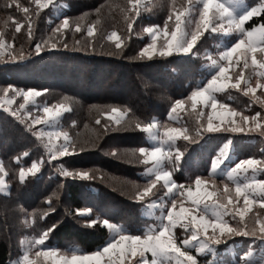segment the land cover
<instances>
[{"label": "snow or ice", "instance_id": "6c2138e0", "mask_svg": "<svg viewBox=\"0 0 264 264\" xmlns=\"http://www.w3.org/2000/svg\"><path fill=\"white\" fill-rule=\"evenodd\" d=\"M50 5L56 7L53 0H29L27 4L21 0H7L5 7L11 11L0 19V24L4 29L14 28V32L10 42L5 31L0 30V57L7 55L9 59H22L48 49L68 50L70 46L77 51L96 52L98 37L102 50L105 44L109 46L106 55H126L125 50L134 33L133 25L149 7L144 0H126L124 5L101 4L94 9L95 19L89 20L88 14L77 17L64 15L47 35L37 38L34 18H38L42 10ZM105 7L109 11L119 9L125 25L123 31L113 25L110 31L101 32V15ZM168 8L163 26L152 24L143 28L150 42L131 59L152 58L157 54L199 55L197 45L202 42V37L207 39L205 33L209 36L216 34L213 38L224 43L217 45L214 54L205 52L207 78L197 83L187 97L172 102L167 116L179 127L168 122L161 124L155 118L144 123L132 122L135 128L147 134L149 142L148 146L128 150L132 157L130 163L144 165L145 182L134 186L133 199H151L156 195L159 184L166 192L158 200L151 199L148 205L149 209H158L159 214L149 211L148 215L154 216V222L137 229L135 233L108 219L100 221L99 216L89 218L86 221L89 226L100 221L111 235L95 250L83 254L77 250L61 251L59 247L46 244L49 234L56 228V224H52L38 235L21 241L23 255L13 264H40L39 257H43L44 261L50 260L51 264H201L198 255L211 257L203 264H264V249H260L257 255V250L249 247L243 255L234 253L231 260H227L218 248L224 244V252H228L227 241L235 236L250 237L253 243L259 241V245L264 246V212L256 210L257 206L264 209V178H260L264 174V156H249L234 164H226L235 152L229 135L212 157L207 177L196 175L187 184L177 183L173 178L184 156L176 143L181 138L195 143L196 138L204 133H258L264 137V0L255 6H250L247 0H188L179 9L174 3ZM13 13H19V18ZM253 17H259L260 22L253 21L246 26ZM22 28L29 44L35 41L34 48H29L27 52L23 45L19 48L14 46L15 33H20ZM228 89L238 90L248 97V107L238 109L221 102L217 93ZM43 92H48V89ZM41 96L42 92L35 88H17L9 83L0 87V109L24 124L27 131L41 142L49 163L96 147L97 141L113 128L126 127L130 123L131 109L113 105L94 106L98 112L95 123L102 131L94 130L93 137L82 140L79 133L73 136L61 127L62 113L70 110L65 103L68 98L51 105L38 104L36 98ZM17 97H21L22 102L14 108ZM254 104L259 105L260 110L246 114ZM28 105L36 109V115ZM189 107L191 111L187 114L195 120L194 129L187 127L181 116ZM39 112L44 115H39ZM101 117L107 120L102 123ZM72 123L75 124V121ZM37 124L44 127L34 128ZM193 131L196 136L191 135ZM110 154L118 156L119 150L113 148ZM23 155L28 156V153ZM15 160L19 163L20 157H15ZM42 163L43 159L39 163L34 160L30 167H19V181L23 183L27 176H34ZM57 171L62 177L98 178L96 170H69L64 163L57 165ZM7 174L4 163L0 161V193L7 194L9 191L5 180ZM218 176L223 178L220 180L222 189L216 181ZM99 178L103 179V176ZM48 200V209L39 217L41 220L55 211L51 197ZM91 211L89 208L77 209L81 215H90ZM25 215L30 217L24 220L25 225L34 226L37 222L35 210L25 212Z\"/></svg>", "mask_w": 264, "mask_h": 264}, {"label": "trees", "instance_id": "16d2710c", "mask_svg": "<svg viewBox=\"0 0 264 264\" xmlns=\"http://www.w3.org/2000/svg\"><path fill=\"white\" fill-rule=\"evenodd\" d=\"M67 2L69 4L68 8L60 12L58 16H53V7H48L34 20L37 38L50 31V28L54 27L59 20L64 18V15L77 17L88 14L87 18L91 20L96 18L94 9L101 4H126V0H68ZM153 4H155V9L150 13L143 14L142 18H139L142 22L149 25L151 23L160 24L162 19H164V13L168 11L169 0H152L150 5ZM158 13L162 14L160 20L156 18ZM120 17L121 14L118 8H113L109 11L105 7L102 11L101 20L110 19L114 21ZM253 21L259 23L260 18L253 17L252 20L247 22L246 26L251 25ZM101 32H104V30H101ZM77 38H79V34H77ZM142 41L138 35H132L129 47L125 50L126 54H129L130 50L134 51V46H141L140 43ZM33 43L29 44L28 41L22 43L26 46V52L33 46ZM100 43L101 40L98 37L96 52L77 51L73 50L70 46L68 50L63 48L48 49L39 55H26V58L24 57L10 64H1L0 83L13 82L27 87L45 88L55 92L57 95H66L74 98L80 106L88 104H122L130 108L133 113H138L139 117L143 119L148 118L150 120L151 116L155 114L162 117L165 105L162 101H158L152 96L151 92L155 89L164 88L161 89L162 92H166L165 95H171L172 97V92L175 93L178 90V83H175L177 73L172 70L170 71V68L165 65L166 62H169L167 61L168 58L154 60L152 64L155 66L153 68L155 71H146V69H149L146 67H148L150 62L137 61L132 63L127 59L126 55H106L105 53L109 50V46L105 44L102 50L99 47ZM143 66L145 68H142ZM144 69L146 72H143ZM152 72L159 73V76L157 74L152 76ZM142 74L147 75L148 78H141ZM156 83L160 85L159 88ZM175 95L177 94L175 93ZM0 111H2L0 112V140L3 141L4 138L6 142L0 141V146L5 147L1 158L10 159L11 164L16 167L19 165L12 161V157L17 155L16 153L20 148L23 149L34 142L25 139L22 144H18V142H21L22 136H25L23 134L25 130H23L17 121H12L3 110ZM77 121L80 125H91V118L88 116L79 115ZM209 138L213 139V136L200 140L201 143L198 146L202 147V150H200L201 153H196V157L200 154L204 156L205 148L206 150L211 148L210 152L213 151V146L210 144L214 141ZM145 144H147L145 134L137 128L132 131L115 132L113 135L105 136L99 149H86L81 153L86 156V159L77 160L76 157L72 156V158H69V164L75 165L82 162L81 164H89L90 166L102 165L101 167L110 168L111 172L118 177L132 180L143 179L137 174L138 170L134 167L135 164L126 161L129 160L128 156L121 152L128 150V148H135ZM239 147V150L242 151V145H239ZM101 148L109 153H111L112 148H116L119 150V155L114 156L115 158L108 156L102 152ZM30 150V152H33L32 149ZM31 156L32 154L30 153L28 156H24V165L30 164ZM186 159L188 164L194 163L197 165L198 162L200 164V161L203 165L208 163L206 159L203 161L197 158L192 159V154H189ZM55 165L54 162H46L34 176H28L23 183L18 181L15 183L16 186L13 184L9 196L11 203H15L17 199L18 203L22 204L24 209L29 212L30 210L38 209L40 206L41 192L43 195H48L50 192L54 194L58 191L61 195V201L69 203V205L80 207L86 204L94 207L96 212L102 214L106 212L112 213L114 216L110 218H116L115 214L119 211V216H123L130 222L135 221V225L140 223L139 216L143 217V215L136 211L134 206L129 208L127 212L117 200V197H121L118 191L92 179L81 181L70 179L71 181L67 183L69 179L65 182L66 178L62 179L56 173ZM196 171L198 173L204 172L205 168ZM47 174H53V176L49 175L46 177ZM16 193L17 196H14ZM0 198H3L2 195H0ZM3 219L4 217L0 214V222ZM142 223H144V220H142ZM106 236V228L103 226L83 227L78 225L75 227L72 221L64 220L62 222L58 221L56 228L49 234L46 243L60 247L75 244L84 251H91L96 249L103 240H106ZM11 249L4 237H1L0 264H12L14 253Z\"/></svg>", "mask_w": 264, "mask_h": 264}, {"label": "rangeland", "instance_id": "374dc122", "mask_svg": "<svg viewBox=\"0 0 264 264\" xmlns=\"http://www.w3.org/2000/svg\"><path fill=\"white\" fill-rule=\"evenodd\" d=\"M67 1L68 0H53V3L56 5V7H53L52 15L58 16L60 12L66 10L69 6ZM6 2H7V0H0V19L5 18L9 14V12L11 11L5 7ZM21 2L27 4L29 2V0H21ZM187 2H188V0H169V5L174 3L175 7L177 9H179L181 6L187 4ZM259 2H260V0H247V3L250 6H255ZM144 3H147L149 5V7L147 10L142 12L141 17H139V18H142L143 14L150 13L151 11H153V9H155L154 8L155 4L150 5L152 3V0H144ZM49 7H52V6L50 5ZM45 9H43L42 12ZM54 9H56V10L54 11ZM168 11H169V8H168ZM168 11H166L164 13V19L166 18ZM13 14L16 15L18 18L20 16L19 13H13ZM161 15H162L161 13L157 14V17H156L157 20L158 19L160 20ZM139 18L137 19L136 23H134V25H133V28H134L133 35H135V34L138 35L143 41L140 43L141 46H138V47H137V45L134 46L133 47L134 51L130 50L129 54L127 53L128 56L126 54V57L132 63L137 62V61L138 62H141V61L150 62L148 64V67H146L149 69H146V71H151V70L155 71V69L153 70V68L155 66H154V64H152V62L154 60L161 59V58H168L167 61H169V62H166L165 65L170 68L169 69L170 71L172 70V71H175L177 73L176 80L178 79V81L176 82V80H175V83L176 84L178 83V90L175 91V93L177 95H175L174 92H172V97H171V95H167V94L165 95L166 92L163 93L161 90L164 88L160 89L159 88L160 85H158L156 83V85L158 86L159 89L153 90V92H151V95L154 96L158 101H162L163 104L165 105L164 106V113H162V115L164 117L163 116L159 117V116H157L158 114H155L154 116H151L152 118L150 120L155 118L161 124L168 122V123L172 124V126L179 127L180 125L174 124L171 121H169V118L167 116V113L170 110L172 102L175 99L187 97L190 94L191 90L197 85V83H199V82H201L207 78L208 69L206 68V65H207L208 61L206 60L205 52L207 51L209 53L214 54L217 51V45L224 43V41L214 39L213 36H215L216 34L209 36L208 33H205V37H207V39H204L202 37L201 38L202 42H198V45H197V48L199 49V55L194 56L192 54L185 55V54L174 53L171 56H160L157 54V55L153 56L152 58L145 57V58H140V59H131L130 57L134 56L136 54V52H138L141 47H143L146 43L150 42V37L147 33H145L143 31V28L147 27V26H151L152 24H157V23H151L149 25L145 22H142L141 19H139ZM164 19H162V21L160 22L161 26H163ZM34 20H36V18H34ZM59 22H60V20L58 21V23ZM170 24H171V22H170ZM113 25H116L121 31H123L125 29V25L123 23L122 16L120 18H118L117 20H114V21H111L110 19H108V20L102 19L101 24H100V28H101V30H104V32H106V31H110ZM0 30L5 31L6 39H8L10 42L13 40L14 28L4 29L3 25L0 24ZM48 32H46L42 35H47ZM26 41H27L26 33H25V30L22 28L20 33H15L14 46L19 48L21 45H23L24 50L26 51V46L24 44H22ZM34 43H33V46H31V48H34ZM194 51H196V49H194ZM130 52H131V54H130ZM26 57L27 56H25V58ZM17 60H19V59H9L8 56L5 55L4 57H0V65L1 64H7V63L10 64V63L15 62ZM142 68H145V66H143ZM146 71H145V69L143 70V72H146ZM156 74H157V76H159V73H157V72L156 73L152 72L151 75L153 76ZM140 77L143 79L148 78L147 75H144V74H142ZM9 83L12 84L13 86L17 87V88H23V89L35 88V89L41 91L42 96L36 98V101L38 104L48 103L49 105H51L53 103H58L64 97H67L68 101L65 103H66V107L70 108V110L62 113V116L60 119L61 127L64 130H68L73 136H76V134L79 133L80 139H82V140L89 139V138L93 137L95 134L94 130L102 131L100 125H97L95 123L96 118L98 116V112L96 111V108L94 106L113 105V106L120 107L121 109H125V108L130 109V108H128L122 104H88V105L80 106L79 103L76 102V100L72 97H69L66 95H57V94H55V92H52L49 90H48V92H43V90L45 88H36V87H31V86L27 87V86L15 84L13 82H5V84L0 83V87H4ZM259 91L260 90H258V92ZM217 97L221 102L229 104L231 107H236L238 109H244V108L248 107V99L249 98L244 96L242 92L235 90V89H228L222 93H217ZM21 102H22V98L17 97L16 101L13 104V107L14 108L18 107V104ZM28 108L30 111H32L33 115L37 114L36 109L32 105H28ZM0 110H2V109H0ZM253 110H260L259 105H255V104L251 105L250 110L246 114H252ZM189 111H191L190 107L187 108L186 112L181 113L182 120L187 127H189L190 129H194L195 128V120L193 117H191L187 114V112H189ZM0 112H2V111H0ZM4 113L6 115H8L10 117V119H12V121L13 120L17 121L20 124V126L23 128V130H25V132L23 133L25 136H22V138L20 140L21 142H18V144H20V143L22 144L25 139L28 141L34 142L33 144H29V146H26L23 149L20 148V150H18V152L16 153L17 155H14L12 157V161L15 164L19 165L16 167L11 164L10 159L7 160V159L1 158L3 151H5V147H3L2 145L0 146V161H2L4 163L5 169L8 173L7 176L5 177V180L7 181V184L9 186V191L7 194L0 193V195H2V197H3V198H0V212H1L0 214H2V216L4 217L2 222H0V238L4 237V239L6 240L8 245L10 246V248H12L11 250L14 253V258H12V264H13V261L18 260L23 255V246L21 245L22 240H24L30 236L38 235L41 231L47 229L48 227H51L52 224H58V221L59 222H62L64 220L72 221V223L75 227H77L78 225L83 226V227H92V226H89L86 223V221L89 218L96 219L97 216H99L100 221H102L103 219H108L110 222H112L116 225H119V226H123L125 229H129L133 233H135L137 229H142L147 224L154 222V216H149L148 212L152 211L153 213H155V215H158L159 214L158 209H156V208L149 209L148 205L151 203V199L158 200V198L160 196H163L164 193L166 192V189L160 188V185L158 184L157 189L155 190L156 195L151 197V199H149L147 197L145 198V201H137V200L133 199V194L135 191L134 186L135 185H143L145 182L144 165L139 164V163H131V164H135L134 167L138 170L137 174L143 178V179H138V180H136V179L132 180V179H126V178L118 177L117 175H114L113 172H111L110 168L101 167L102 165L90 166L89 164H84V163L81 164L82 162L75 164V165L74 164L71 165V164H69V162H70L69 158H72V156H68V157L59 158L58 160L51 161V163L54 162L56 164L54 167H55V171L57 174H59V172L57 171V165L59 163H64L65 167L68 168L69 170H74V169L96 170V175L98 178L92 179V180L100 182L103 185L107 186L108 188L115 189L116 191H118L120 193L121 197H117V200L120 202V205H122L127 210V212L129 211V208L134 206L136 211L140 212L143 215V217L139 216L140 223L135 225L134 224L135 221L130 222L126 218H124L123 216H119L120 215L119 211H117V213L115 214L116 218H110V217L114 216V215H112V213L106 212V213L102 214L100 212H96L94 207L86 205V204L83 206L81 205L80 207L69 205V203L67 204L66 202L61 201V198H60L61 195L57 191L54 194H52L50 192V194H48V195H43V193L41 192V196H40L41 204L38 207V209H33V210H35V214L37 215L36 216L37 222L32 227L25 225L24 220L26 218L30 219V217H26L25 212L32 213L33 210H30L29 212L26 211L24 209L23 205L18 203L17 199L15 200L16 201L15 203L14 202L11 203V200H9L10 199L9 196L11 194V187L13 186V184L15 185V183H17L19 181V178H18L19 167H21L23 165V167L27 168V167L31 166L32 161L35 160L39 163V161L41 159H43L44 163L40 164V168H41V166H43L46 162H48V155H47V152L44 149L43 145L41 144V142L38 141L37 138L34 135H32L31 132L27 131V128L24 124L20 123L18 120H16L15 117H12L9 113H7V112H4ZM39 115H44V114L42 112H39ZM79 115L90 117L91 118V125H89V124L80 125V123H78V121H77ZM128 119L130 120L129 126H126V127L117 126V127L113 128L112 131H109L107 134L104 135L103 139L97 141V146L93 147V148L99 149L101 147L100 145L103 143L106 135H113L115 132H125V131H132V130L136 129L134 123H132L134 121H141L142 123L150 121L148 118L143 119V118L139 117L138 113H133L132 111L129 113ZM106 120H107L106 117H101L102 123L105 122ZM73 121H75V124L72 123ZM28 122L31 123V118L28 119ZM214 123H218V121L214 120ZM41 127H44V126L40 125V124L34 125V128H36V129H40ZM45 130H49V129H47L45 127ZM144 134H145L147 144L141 145V146H148L149 142L147 139V134L146 133H144ZM191 135L196 136L195 131L191 132ZM229 135L232 137L235 152L232 154V160L226 161L225 162L226 164H234L235 162H238L239 159H247L249 156H254L256 158H260L261 156H264V137H260L258 135V133H204V135L202 137L196 138L195 143H193L191 141H185L181 138V139L177 140L176 143H177V146L180 148V150L184 152V156L181 158L179 169L174 173V176H173V178L176 180V182L187 184L189 182V179L191 178L194 180L196 175H202V176L207 177L208 171L211 167L212 157L216 155L219 148L222 146V144L225 142V139ZM211 136H213V139L212 138H209V139L214 141L212 144H210L213 146V151L210 152L211 148H209L207 150L205 148V151L203 153L204 156H202L200 154V155H197V157H196V153L197 152L201 153L200 150H202V147L200 148L198 146L199 143H201L200 140L201 139H207V137H211ZM0 141H2V140H0ZM2 142L6 143L4 138H3ZM239 145H242V147H243L242 151L239 150L240 149ZM138 147H140V146H137L135 148H138ZM30 149H32L33 152H30L31 151ZM88 149H92V148H88ZM129 149H132V148H128V150ZM128 150H123L121 153L128 156L129 160H126V161L129 162L132 159V157L129 155ZM25 152H27L28 154L29 153L32 154L31 162L29 165L23 164L24 163L23 162L24 161L23 160L24 159L23 154ZM102 152L108 156L114 157L109 152H107L103 149H102ZM78 154L73 155V157H76L77 160L86 159V156L84 154H81V153H78ZM189 154L190 155L192 154V159L197 158V159H200L202 161L204 159H206L208 161V163H207L208 165L207 164L203 165L201 161H200V164L198 162L197 165L194 163L188 164L186 157ZM17 156L20 157L19 163H17V161L15 160V157H17ZM222 167H223V165H222ZM201 168H205L206 172L204 171V172L198 173L196 171V170L201 169ZM49 175L53 176V174H47L46 177H48ZM100 176H103V179H100L99 178ZM60 177H62V176H60ZM63 178H66L64 180L65 182L67 179H69V181L67 180V183H69L71 181L70 179H72L74 181L88 180V179H82L78 176L77 177H62V179ZM260 178H264V174H261ZM221 179H223V178L219 177V176L216 177L217 184L222 189V184H220ZM59 185H61V183H59ZM14 196H17V193H16V195L14 194ZM49 197H51L52 207L55 209V211L49 212V214L47 216H45L43 218V220H41L39 217L43 214L44 211H46L48 209V204H49L48 198ZM186 206H188V205L186 204ZM85 208H89L92 210L90 215H81L80 213L77 212V209H85ZM256 210L264 212V209H259L258 206H257ZM142 220H144V223H142ZM100 221H98L97 225L103 226L106 228V232H107L106 240H107L110 237L111 233L109 232V230L107 229L106 226H104L102 223H100ZM45 243H46V241H45ZM51 246L59 247L61 249V251H69L70 252L72 250H77L81 254L89 252V251L82 250L81 248H79L75 244L69 245L67 247H60V246H56V245H51ZM225 247L226 246L224 244H221L218 246L221 253H223L224 258L227 260H231L232 255L234 253H238L239 255H243V253L245 251H247L249 247L256 249L257 255L260 254V249H264V246L259 245V241H256L255 243H253L252 238L242 237V236H235V237H232L231 239H229L227 241L228 252H226V253L224 252ZM37 250H39V249H34V251H37ZM93 250H95V249H93ZM93 250H91V251H93ZM210 258H211L210 256H204V255H198L197 256V259L201 262V264H203V262L205 260L210 259ZM37 259L40 261V264H51L50 260L44 261L43 257H39Z\"/></svg>", "mask_w": 264, "mask_h": 264}]
</instances>
